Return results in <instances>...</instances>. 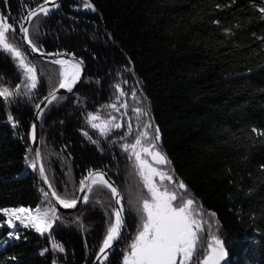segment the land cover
Returning <instances> with one entry per match:
<instances>
[{
    "label": "trees",
    "instance_id": "16d2710c",
    "mask_svg": "<svg viewBox=\"0 0 264 264\" xmlns=\"http://www.w3.org/2000/svg\"><path fill=\"white\" fill-rule=\"evenodd\" d=\"M42 3L0 0V16L16 28L9 42L35 66L38 80L24 95L17 61L0 51V88L21 90L0 98V210L55 208L31 167L30 131L37 105L59 87L62 67L30 57L19 29ZM29 35L41 51L68 52L86 64L84 82L45 113L41 151L61 198L77 199L80 181L95 170L121 189L127 229L106 264H122L140 226L135 209L147 189L122 145L145 131L143 146L155 143L169 161L155 163L172 177L160 184L179 203L192 199L202 221L192 264L204 258L212 235L227 250L223 264H264V0H62L55 12L34 19ZM89 114L100 116L95 123L114 116L122 127L102 136ZM87 196L78 211L60 213L45 235L21 225L9 235L0 211V264H93L116 205L105 188Z\"/></svg>",
    "mask_w": 264,
    "mask_h": 264
},
{
    "label": "snow or ice",
    "instance_id": "6c2138e0",
    "mask_svg": "<svg viewBox=\"0 0 264 264\" xmlns=\"http://www.w3.org/2000/svg\"><path fill=\"white\" fill-rule=\"evenodd\" d=\"M49 3L53 7H59L55 3V0H44V4L39 5L34 10H29L26 15V23H31L37 16H47L50 12V8L47 6ZM85 8L95 11L94 6L90 2L84 4ZM6 16H0V51L6 52L11 55L12 59L17 61L18 67L23 71V77L25 80L24 88L27 92L24 95H29L33 89L37 87V70L34 65L27 62V57L22 53L15 45L9 42V33H15L16 28L13 24L7 22ZM20 32L24 35L28 45L31 46L33 52H40V49L29 38V28L24 23L19 24ZM53 63L62 66L59 87L67 89L71 92L73 86L80 78L81 63L72 62L68 60L57 59ZM2 79V77H0ZM119 89V85L116 86ZM14 95H21L19 87L15 88V91L9 90V88H0V98L7 101ZM120 95H124L120 90ZM51 98L45 97L44 99L51 104L57 100L58 97L55 93L50 94ZM133 96L135 94L133 93ZM39 107V105H37ZM116 111H119L116 104L110 105ZM126 108L127 105L125 104ZM138 113H142L141 109H136ZM39 115V113H38ZM8 119L11 121L13 118L9 115ZM91 127L98 129L102 136H107L113 128H120L122 125L116 123V117H112L111 120H104L100 123L95 121L100 120L98 114H89L88 117ZM15 126V124H13ZM131 123L129 122V134L131 131ZM150 127V125H149ZM35 124L32 125V140H36ZM156 136L154 139L159 141V129H155ZM87 135V133H85ZM148 133L145 131L142 136H138L134 143L123 144L122 147L125 152H130V158L135 159V167L141 177L143 187L147 189V194L139 198L136 206V212L140 218V226L137 229V234L129 245L127 254L123 256L122 264H192L194 255L197 252V245L200 240L199 233L204 231L202 221L195 219L191 210V206L194 201L187 199L179 205L174 202L177 200V196L174 192L163 184H158L155 180L156 177H160L161 181L167 179L172 181V177L161 172L158 168L153 167L148 160L142 158V153L147 154L152 160L157 163H169L166 156L156 150V144L152 143L148 147L143 146L142 139L147 137ZM91 140V137H89ZM96 143V141H92ZM39 158V153L36 154ZM31 167L37 169V164L31 162ZM40 175L47 182V176L45 175V169L41 164L38 168ZM80 192L87 191L92 193L94 187H100L107 189L113 198H115L117 207L112 209V217L109 218V226L106 231L105 238L103 239L102 246L99 249L100 256L98 260L103 258L107 260L108 249L113 247V244L121 238L122 230L125 228L124 222V205L121 203L123 197L120 195L116 187L113 186L103 173L89 172L88 176L80 181ZM49 188L52 185L49 183ZM178 187L184 189L186 186L180 182ZM51 195L55 197L64 208H75L78 202L87 204L89 197L87 195L80 197L79 199H64L61 198L55 190L50 194L44 192V196L47 199ZM2 211L7 217V224L10 227H15L14 221H19L26 226L33 227L40 235L50 234L54 223L59 219L56 215V209L50 207L44 210L37 208L35 213L30 209L16 208V209H3ZM211 215H215L212 213ZM52 247L58 249L60 252L64 251V248L53 242ZM48 249H45L47 251ZM227 256V250L224 247L223 241L216 235L211 236L210 242L206 245V255L198 264H223Z\"/></svg>",
    "mask_w": 264,
    "mask_h": 264
},
{
    "label": "water",
    "instance_id": "95a60500",
    "mask_svg": "<svg viewBox=\"0 0 264 264\" xmlns=\"http://www.w3.org/2000/svg\"><path fill=\"white\" fill-rule=\"evenodd\" d=\"M55 3L58 4L59 7H60V5L62 3V0H55ZM42 4H44V3H42ZM47 6L51 9L49 13L55 12L59 8V7H53V5L51 3H49ZM36 8H34V9H36ZM34 19H33V21H34ZM32 22L31 23H26V17H25V19L23 21L25 26L29 28V31H30V27H31ZM20 37H21V41H22V44H23L24 48L28 52L29 56L32 57V58L38 59V60L46 62V63H53V61H55L57 59L68 60V61H72V62H82L81 63L80 78L78 79L77 83L73 86L72 91L69 92V91H67V89H63V88H60V87H58L56 90L53 91L55 93V95L58 97V99H60L62 96H70V95H72L77 90V88L84 82V80L86 78V74H87V67H86V64L84 63V61H82L79 57H77L75 55H72L71 53H68V52L45 53V52H43L41 50H40V52H33L31 50V46L28 45L27 40L24 38V35L21 32H20ZM29 38H30V35H29ZM46 97H49V99L51 98L50 94L47 95ZM44 98L40 102L39 107L36 110L34 119L32 121V125L35 124V126H36V129H35L36 140L35 141L32 140V125H31V131H30V140H31V145H32L33 151H34V156L36 158L37 168H39V166L42 164L44 169H45V166H44V163H43V158H42V151H41L40 127H41V123H42L43 117H44L45 113L47 112L48 108L55 101H57L58 99L53 101L51 104H49ZM38 113H39V115H38ZM37 153H39V158H37V155H36ZM92 172L103 173L104 176H105V179H107L110 183H112L113 186L117 188V190L119 191L120 195L123 197L121 189L118 187V185L115 183V181L110 177L109 173H107L106 171H103V170H95V171H92ZM45 175L47 176L46 170H45ZM38 176L40 178V181H41V184L43 185V187H45L48 190V192L51 193L54 190V188L53 187L49 188L48 185H49L50 181H49L48 176H47V182H45L44 178L40 175L39 171H38ZM87 193H88L87 191H85V192H80L79 191V195H78L77 199L87 195ZM52 200H53V203H54L55 208H56V215H59L60 213H73V212H76L84 205V203L78 202V204H77V206L75 208H64L62 205L59 204L58 201H56L55 197H52ZM121 203L124 205V213H123V215H124V222H125V228L122 230L121 238L113 244V247L111 249L107 250V252H108L107 260H103L102 257H101L100 260H98L97 257L100 256V252H99L93 264H106L107 263V261L109 260V258L111 257V255L113 254V252L115 251L117 246L119 245V243H120V241H121V239H122V237H123V235H124V233H125V231L127 229L124 197H123ZM115 205H116V201H115ZM116 207H117V205H116Z\"/></svg>",
    "mask_w": 264,
    "mask_h": 264
},
{
    "label": "rangeland",
    "instance_id": "374dc122",
    "mask_svg": "<svg viewBox=\"0 0 264 264\" xmlns=\"http://www.w3.org/2000/svg\"><path fill=\"white\" fill-rule=\"evenodd\" d=\"M21 72L23 73L22 70H21ZM145 159H146V160H149L150 162H149V161H148V162H149L150 164H152L153 167H156L155 162L152 160V158H149V159L145 158ZM155 180H156V182H157L158 184L161 183V179H160V177H156ZM174 203L177 204V205L180 204L177 200H176ZM16 208H23V207H16ZM16 208H13V209H16ZM46 209H47V208H46ZM191 210H192V212H193V214H194L195 219L200 220L199 217L197 216L196 209L194 208L193 205L191 206ZM58 216H59V215H58ZM21 224H22V223H21ZM22 227H23V226H22ZM203 232H204V231H202V232H200V233L198 234L199 237H200V240H199L198 244H199L200 242L202 243L201 233L204 234Z\"/></svg>",
    "mask_w": 264,
    "mask_h": 264
},
{
    "label": "bare ground",
    "instance_id": "6f19581e",
    "mask_svg": "<svg viewBox=\"0 0 264 264\" xmlns=\"http://www.w3.org/2000/svg\"><path fill=\"white\" fill-rule=\"evenodd\" d=\"M61 67H62V66H61ZM77 81H78V80H77ZM76 83H77V82H76ZM11 234H12V232L9 233V235H11Z\"/></svg>",
    "mask_w": 264,
    "mask_h": 264
}]
</instances>
